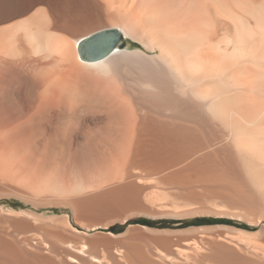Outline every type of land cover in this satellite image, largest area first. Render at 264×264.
Segmentation results:
<instances>
[{"label": "bare ground", "instance_id": "obj_1", "mask_svg": "<svg viewBox=\"0 0 264 264\" xmlns=\"http://www.w3.org/2000/svg\"><path fill=\"white\" fill-rule=\"evenodd\" d=\"M0 264H264V0H0Z\"/></svg>", "mask_w": 264, "mask_h": 264}, {"label": "water", "instance_id": "obj_2", "mask_svg": "<svg viewBox=\"0 0 264 264\" xmlns=\"http://www.w3.org/2000/svg\"><path fill=\"white\" fill-rule=\"evenodd\" d=\"M100 37L104 39V42H101L102 40ZM119 38L120 34L112 31L97 33L79 43V54L81 58H99L106 54L107 50L114 45ZM98 40H101L100 43H98Z\"/></svg>", "mask_w": 264, "mask_h": 264}, {"label": "rangeland", "instance_id": "obj_3", "mask_svg": "<svg viewBox=\"0 0 264 264\" xmlns=\"http://www.w3.org/2000/svg\"><path fill=\"white\" fill-rule=\"evenodd\" d=\"M16 210H19V209H16ZM44 212H47L46 210H44ZM56 213L58 214H64V213H68V210L66 209H57L55 210ZM141 219H146L147 222L150 218H143V217H139V218H135L133 220H129L125 223H115L111 226L110 228V231L113 232L114 234H119L121 232H123L128 226L130 225H138V226H147V227H151V228H157V229H163L165 226H163L160 222H157V223H154L153 224V227L151 225H146V224H143V223H138L137 220H141ZM152 222H153V219H150ZM156 222V221H155ZM170 222V221H169ZM149 223V222H148ZM159 223V224H158ZM219 223V222H218ZM203 223H197V224H191L189 226H199V225H202ZM206 224V223H205ZM188 225H186L187 227ZM98 231H103V232H106V230H98ZM108 231V230H107ZM94 233V232H92Z\"/></svg>", "mask_w": 264, "mask_h": 264}, {"label": "trees", "instance_id": "obj_4", "mask_svg": "<svg viewBox=\"0 0 264 264\" xmlns=\"http://www.w3.org/2000/svg\"><path fill=\"white\" fill-rule=\"evenodd\" d=\"M137 221H138V223L140 222V223H143V224H146V225H151V226L153 225V224H149L146 219H141V220H137Z\"/></svg>", "mask_w": 264, "mask_h": 264}]
</instances>
